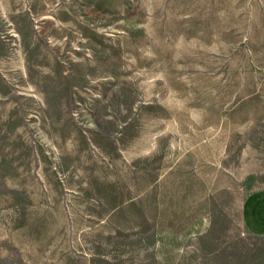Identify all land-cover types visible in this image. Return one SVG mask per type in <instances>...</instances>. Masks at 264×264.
Listing matches in <instances>:
<instances>
[{
    "label": "rangeland",
    "instance_id": "obj_1",
    "mask_svg": "<svg viewBox=\"0 0 264 264\" xmlns=\"http://www.w3.org/2000/svg\"><path fill=\"white\" fill-rule=\"evenodd\" d=\"M264 0H0V264H264Z\"/></svg>",
    "mask_w": 264,
    "mask_h": 264
},
{
    "label": "crops",
    "instance_id": "obj_2",
    "mask_svg": "<svg viewBox=\"0 0 264 264\" xmlns=\"http://www.w3.org/2000/svg\"><path fill=\"white\" fill-rule=\"evenodd\" d=\"M240 218L251 235L264 240V188L246 195L241 205Z\"/></svg>",
    "mask_w": 264,
    "mask_h": 264
}]
</instances>
